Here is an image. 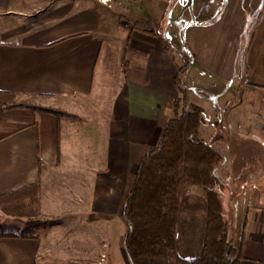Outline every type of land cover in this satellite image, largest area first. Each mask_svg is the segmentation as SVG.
<instances>
[{
	"label": "crops",
	"instance_id": "crops-1",
	"mask_svg": "<svg viewBox=\"0 0 264 264\" xmlns=\"http://www.w3.org/2000/svg\"><path fill=\"white\" fill-rule=\"evenodd\" d=\"M31 1L0 0V225L37 237L0 236V264H132L108 232L174 116L186 58L184 85L206 119L200 137L223 136L219 195L234 243L243 264L264 260V95L246 96L264 91V0H215L178 17L177 33L166 0ZM197 186L177 225L187 259L203 250L206 226L193 224L204 210L207 224Z\"/></svg>",
	"mask_w": 264,
	"mask_h": 264
},
{
	"label": "trees",
	"instance_id": "trees-1",
	"mask_svg": "<svg viewBox=\"0 0 264 264\" xmlns=\"http://www.w3.org/2000/svg\"><path fill=\"white\" fill-rule=\"evenodd\" d=\"M189 65L186 58L178 67L175 81L180 95L175 100L174 116L164 125L159 142L141 157L121 210L129 226L124 247L132 264H243L247 258L243 245L234 243L219 195L224 181L218 168L225 155L215 142L223 136L217 135L211 141L200 137V126L206 119L204 108L191 103L184 85ZM17 104L58 111L26 102ZM192 185L205 188L208 216L203 250L196 258L187 259L178 252L177 225L184 193ZM8 205L11 208L10 202ZM2 206L9 211L14 209ZM0 236L37 237V233L0 225Z\"/></svg>",
	"mask_w": 264,
	"mask_h": 264
},
{
	"label": "rangeland",
	"instance_id": "rangeland-1",
	"mask_svg": "<svg viewBox=\"0 0 264 264\" xmlns=\"http://www.w3.org/2000/svg\"><path fill=\"white\" fill-rule=\"evenodd\" d=\"M37 0H32L31 2H35ZM40 3H42L41 5L44 6V3L47 2V0H39ZM46 1V2H44ZM117 3L118 0H113ZM168 1L170 4V7L167 11H165V18L168 20V18L170 17H173L175 19V21L170 25L172 27V30L175 31L176 33L177 32H180V24H177V19H179L178 17L180 18H183V17H186L184 19H193L194 17H196V15H198V11L196 10V8H199V7H204V8H213L215 5L217 6V1L215 2V0H189V4L188 5H184L182 4V2L177 5L175 4V0H166ZM254 1H259L260 0H254ZM25 3H28L29 0H24ZM194 2V3H193ZM107 3H110V0L107 1ZM115 3V4H116ZM115 8H118V5L116 4ZM218 8V7H217ZM261 9V8H259ZM124 10V9H122ZM166 19L164 20V23H165V27L167 25V21ZM251 20V19H250ZM256 90H253V89H250L247 93H246V96L248 98H250L251 96H256L258 97L259 95L262 96L264 95V91L261 89V88H258V87H254ZM253 91V92H252ZM204 135V139H209L210 136L206 133L203 134ZM236 185H239V183L236 182ZM199 187V186H197ZM193 188V187H192ZM190 189V190H193V189ZM187 193V192H186ZM188 197H184L183 199V210H182V213H181V228H180V231H182L185 227V221L184 219L187 218V216L189 215V213H187V209H186V204H187V201H188ZM190 202L192 203V199L190 200ZM204 206L205 208V205H206V202H202L201 200V203H199V205H202ZM262 204H264V197L262 199ZM188 206V205H187ZM201 212H203V210L201 209ZM198 213H199V210H198ZM205 210H204V213L203 214H198V221L195 222V224H193L194 226H196V229L200 230L203 226V228H205L206 226V214H205ZM128 222L126 221V219H124L122 216L120 217V219L118 221H115V224L112 225V228L110 229V231L108 232L109 234V239L111 242H123L124 241V238H125V234H126V231L128 230ZM197 234H198V237L200 239V242H203V237H204V232H198L197 231ZM182 242V241H181Z\"/></svg>",
	"mask_w": 264,
	"mask_h": 264
},
{
	"label": "built area",
	"instance_id": "built-area-1",
	"mask_svg": "<svg viewBox=\"0 0 264 264\" xmlns=\"http://www.w3.org/2000/svg\"><path fill=\"white\" fill-rule=\"evenodd\" d=\"M104 2H107L108 0H103ZM187 49V48H185ZM107 254L104 253L101 257V262H103L106 259ZM253 264H264L262 261H255Z\"/></svg>",
	"mask_w": 264,
	"mask_h": 264
}]
</instances>
